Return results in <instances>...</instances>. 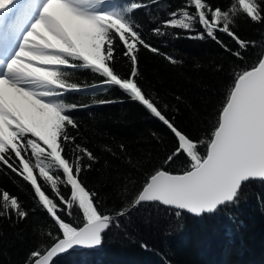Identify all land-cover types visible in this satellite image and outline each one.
<instances>
[{
    "label": "snow or ice",
    "instance_id": "6c2138e0",
    "mask_svg": "<svg viewBox=\"0 0 264 264\" xmlns=\"http://www.w3.org/2000/svg\"><path fill=\"white\" fill-rule=\"evenodd\" d=\"M141 7L142 0H0V169L29 186L34 202L25 209L17 195L0 189V218L23 221L38 210L44 214L33 226L38 243L25 264H53L76 247L100 246L103 234L142 204L175 209L177 217H200L236 203L245 182L264 181V39L244 40L235 30L241 19L264 23V0H228L225 6L184 0L154 22V35L177 29L193 33L189 38H210L240 61L255 49L252 63L233 73L210 135L202 140L179 129L138 83L141 48L177 63L145 40L133 15ZM117 48L129 61L127 74L115 70ZM78 69L102 78L88 87L115 88L166 126L175 143L164 164L185 158L182 171L155 168L139 187L125 189L121 206L111 213L100 210L98 194L80 179L98 157L68 132L78 129L69 113L81 106L66 97L88 90L72 80Z\"/></svg>",
    "mask_w": 264,
    "mask_h": 264
},
{
    "label": "trees",
    "instance_id": "16d2710c",
    "mask_svg": "<svg viewBox=\"0 0 264 264\" xmlns=\"http://www.w3.org/2000/svg\"><path fill=\"white\" fill-rule=\"evenodd\" d=\"M208 2L225 6L228 0ZM142 3L145 7L133 15L145 40L177 63L141 48L138 83L179 129L194 140L206 139L233 73L252 63L255 49L249 48L244 53L246 59L240 61L210 38H189L194 34L177 29H165L169 33L165 36L154 35V22L167 18V13L182 7L184 0ZM235 30L244 40L264 39V23L241 19ZM218 35L229 47H238L225 34ZM114 67L121 74L129 69V61L119 48ZM101 79L85 69L74 70L72 75L73 82L86 87L99 85ZM66 99L81 106L69 113L79 125L78 129L69 127V134L98 157L80 179L98 194L102 212L118 209L125 189L139 187L153 169L164 167L175 173L186 166L184 157L164 164L174 149L173 136L121 91L88 87L85 92L69 93ZM120 145H124L123 151ZM200 151L203 153V147ZM66 155L73 158L72 146L67 147ZM88 163L85 159L84 164ZM0 189L17 195L25 209L33 206L30 187L6 169H0ZM61 190L66 192L63 186ZM175 211L142 204L121 218L119 227L107 230L96 249L71 250L55 258L53 264H264V181L245 182L237 202L215 213L194 217L182 212L177 217ZM65 218L78 226L77 221ZM43 219L39 210L23 221L0 218V264H25L27 254L38 243L33 226Z\"/></svg>",
    "mask_w": 264,
    "mask_h": 264
},
{
    "label": "water",
    "instance_id": "95a60500",
    "mask_svg": "<svg viewBox=\"0 0 264 264\" xmlns=\"http://www.w3.org/2000/svg\"><path fill=\"white\" fill-rule=\"evenodd\" d=\"M255 180H259V179H255ZM162 206V205H161ZM163 207H165V206H163ZM169 209H172V208H169ZM175 210V209H174ZM185 213H187V212H185ZM189 214V213H188ZM191 216H194L193 214H190ZM194 217H196V216H194ZM98 247V246H97ZM97 247H95V248H90V249H96ZM75 249H89V248H80V247H76V248H74V249H72V250H75ZM69 251H71V250H69ZM68 251V252H69ZM65 254V253H64ZM64 254H60V255H58L57 257H59V256H61V255H64ZM57 257H55V258H57ZM54 258V259H55Z\"/></svg>",
    "mask_w": 264,
    "mask_h": 264
}]
</instances>
